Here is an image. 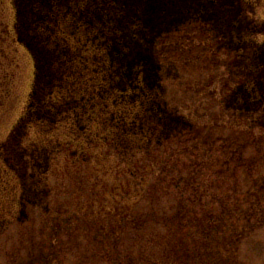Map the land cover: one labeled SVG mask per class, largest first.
I'll return each instance as SVG.
<instances>
[{"label": "trees", "instance_id": "16d2710c", "mask_svg": "<svg viewBox=\"0 0 264 264\" xmlns=\"http://www.w3.org/2000/svg\"><path fill=\"white\" fill-rule=\"evenodd\" d=\"M209 37L188 23L154 46L173 72L157 91L187 127L142 137L127 159L113 137L66 145L50 198L5 234L0 264H249L242 246L264 229V124L233 108L239 53L221 39L210 52Z\"/></svg>", "mask_w": 264, "mask_h": 264}, {"label": "rangeland", "instance_id": "374dc122", "mask_svg": "<svg viewBox=\"0 0 264 264\" xmlns=\"http://www.w3.org/2000/svg\"><path fill=\"white\" fill-rule=\"evenodd\" d=\"M197 22L208 25L210 52L221 39L239 53L229 99L264 124V0H0V243L43 209L66 145L113 137L127 159L142 137L187 127L191 117L157 91L173 72L154 46ZM242 255L264 264V229Z\"/></svg>", "mask_w": 264, "mask_h": 264}]
</instances>
